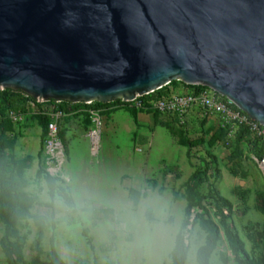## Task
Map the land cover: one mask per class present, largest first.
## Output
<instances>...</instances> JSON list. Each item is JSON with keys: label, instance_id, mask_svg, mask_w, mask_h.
I'll list each match as a JSON object with an SVG mask.
<instances>
[{"label": "water", "instance_id": "1", "mask_svg": "<svg viewBox=\"0 0 264 264\" xmlns=\"http://www.w3.org/2000/svg\"><path fill=\"white\" fill-rule=\"evenodd\" d=\"M173 81L264 125V0H0V90L133 102Z\"/></svg>", "mask_w": 264, "mask_h": 264}, {"label": "rangeland", "instance_id": "2", "mask_svg": "<svg viewBox=\"0 0 264 264\" xmlns=\"http://www.w3.org/2000/svg\"><path fill=\"white\" fill-rule=\"evenodd\" d=\"M169 87L186 89L174 84ZM59 103L42 102L44 112L29 102L26 112H16L19 119L8 114L5 120L9 125L4 126L3 157L11 179L15 180L25 171L39 173L74 168L88 176L129 183L138 181L167 190L187 215L189 180L197 168L207 167L208 181L203 186V194L208 195L213 189L230 203V206L222 204L229 227L240 236L255 261L264 258V176L255 151L247 141L237 138V129L223 124L216 117L204 118L198 111L185 122H180L176 117L147 106L141 110L146 112V116L141 117V128L131 138L135 126L130 114L120 111L112 117L104 113L100 149L93 155L88 137L93 123L86 112H76L58 122L57 139L63 147L62 154L56 159L47 142L52 120L48 108ZM127 107L139 110L132 105ZM42 117L47 118V127L42 123ZM3 119L0 115V124ZM111 121L118 123L117 134L112 131ZM207 201L212 203L211 198ZM210 212L219 223L213 204ZM193 217L194 214L191 219ZM191 226L201 231L206 243L207 231L200 222ZM6 230L0 215V264H9L8 254L1 244ZM8 237L17 250L18 264L78 262L76 255L38 230L22 224L20 219ZM209 264H239L224 227H221V237Z\"/></svg>", "mask_w": 264, "mask_h": 264}, {"label": "clouds", "instance_id": "3", "mask_svg": "<svg viewBox=\"0 0 264 264\" xmlns=\"http://www.w3.org/2000/svg\"><path fill=\"white\" fill-rule=\"evenodd\" d=\"M12 191L21 223L79 258L69 264H207L203 234L163 188L61 168L25 171Z\"/></svg>", "mask_w": 264, "mask_h": 264}, {"label": "trees", "instance_id": "4", "mask_svg": "<svg viewBox=\"0 0 264 264\" xmlns=\"http://www.w3.org/2000/svg\"><path fill=\"white\" fill-rule=\"evenodd\" d=\"M174 84L176 87H185L193 88L194 85H187L181 81H173L169 85L142 97H139L138 100L143 102V107L139 110H144L148 104L147 101L151 98H157L164 94H167L170 91V85ZM32 101L35 105L41 107L42 104L37 103L32 97L22 93L21 91H14L12 89L0 90V115L4 117L3 122L0 124V215L4 220L7 230L6 235L2 238L1 244L8 254V263L9 264H18L16 254L17 250L14 248L13 243L9 240L8 235L12 234V229L17 223L19 216L16 211V205L13 197V182L14 179H11L7 175V167L4 163V147L5 143L3 141V135L6 130L5 125H9V121L5 119L8 118L10 111L14 112H26L29 102ZM53 102V101H52ZM132 105L133 102H124L122 100H116L108 103L93 102L90 104L86 103H68L61 102L58 104V107L66 112H71L79 109H90V108H107L113 105ZM136 107V106H135ZM135 113L139 111L136 108H132ZM87 113V112H86ZM88 114V113H87ZM42 123L47 127L48 120L46 117L41 118ZM237 138L239 140H245L250 145L251 149L255 151L257 156H261L263 148L259 146V140L256 137H253L250 131L241 127ZM208 181V169L197 168L196 171L191 176L188 189L187 197L189 201V210L187 213V218L189 224L192 225L195 222L199 221L201 226L207 231V242H206V259L207 264H209V258L217 247V244L221 237V227H224L228 235L229 244L233 254L236 256L239 264H264V258L261 261H255V259L250 255V253L245 249L243 241L240 236L229 227L228 217L223 210L222 204L230 206V203L218 196L213 189H210L208 195L203 194V186ZM212 199V203L216 208V215L219 218V223L215 221L210 212V204L208 199ZM194 214L193 219L192 215Z\"/></svg>", "mask_w": 264, "mask_h": 264}, {"label": "built area", "instance_id": "5", "mask_svg": "<svg viewBox=\"0 0 264 264\" xmlns=\"http://www.w3.org/2000/svg\"><path fill=\"white\" fill-rule=\"evenodd\" d=\"M194 86L195 87L193 88H186L184 90L171 88L167 94L149 99L147 101L148 107L153 108L162 114L176 117L180 122H185L195 111H198L204 118H218L223 124L237 129L238 133L241 127L247 128L253 137L258 138L259 146L263 148L261 156L255 158L258 161L259 167L264 176V125L252 119L231 100L219 94L214 89L203 85ZM36 102L40 104L42 103L40 101ZM133 103L134 106L138 108L143 107V102L141 100L137 99L133 101ZM30 104L35 105L32 101H30ZM40 108L45 112V109L42 106ZM76 112H87L89 114L93 123L88 132V137L91 142V150L93 154H97L100 149L101 126L105 112L104 109L90 108L66 112L60 109L58 104H53L48 108V113L51 115L52 120L49 123L47 142L56 159H59L62 154L63 147L61 141L57 139L59 130L58 122L67 115ZM9 114L13 119L20 118L14 111H10ZM138 150H140V148H138Z\"/></svg>", "mask_w": 264, "mask_h": 264}, {"label": "crops", "instance_id": "6", "mask_svg": "<svg viewBox=\"0 0 264 264\" xmlns=\"http://www.w3.org/2000/svg\"><path fill=\"white\" fill-rule=\"evenodd\" d=\"M131 106V105H130ZM104 110H105V114H107L108 116H114L116 113H118V112H120V111H123V112H126V113H128V114H130V116L132 117L131 119L133 120V122H134V131L132 132V134H131V138L132 137H134V135H135V133H136V131L138 130H140V123H141V117H142V115H144V116H146V112H144V111H137L136 113L133 111V110H131L130 108H128L127 107V105H123V104H119V105H113V106H109V107H107V108H104ZM112 119V118H111ZM118 123L116 122V121H111V126H112V131L114 132V133H118L117 132V129H118ZM78 125H76V127H77ZM75 127V128H76ZM75 128H74V130H75ZM80 128V127H79ZM89 141H90V139H89ZM90 145H91V142H90ZM85 149H86V147H84ZM92 154H93V152H92ZM93 155H96V154H93ZM122 182V181H121Z\"/></svg>", "mask_w": 264, "mask_h": 264}]
</instances>
